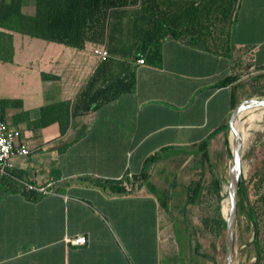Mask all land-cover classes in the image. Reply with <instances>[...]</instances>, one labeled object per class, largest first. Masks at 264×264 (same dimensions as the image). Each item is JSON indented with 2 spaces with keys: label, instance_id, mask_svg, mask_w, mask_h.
<instances>
[{
  "label": "crops",
  "instance_id": "0c3cea01",
  "mask_svg": "<svg viewBox=\"0 0 264 264\" xmlns=\"http://www.w3.org/2000/svg\"><path fill=\"white\" fill-rule=\"evenodd\" d=\"M45 42L25 54L14 34L12 62H0V98L22 103L5 123L29 150L0 173V264H176L163 247V203L143 190L145 166L163 150L210 147L234 104L264 86V0H239L228 55L166 37L157 61L133 64L131 92L73 118L64 134L35 126L40 108L75 99L99 60L90 43ZM76 236L86 244L66 242Z\"/></svg>",
  "mask_w": 264,
  "mask_h": 264
},
{
  "label": "trees",
  "instance_id": "16d2710c",
  "mask_svg": "<svg viewBox=\"0 0 264 264\" xmlns=\"http://www.w3.org/2000/svg\"><path fill=\"white\" fill-rule=\"evenodd\" d=\"M34 13L22 12V0H0V62L13 60L14 34L81 50L86 44L104 46L108 56L100 60L93 74L73 100H65L40 108L34 124L38 128L58 124L64 134L70 121L88 114L96 107L134 88L133 64L136 61L153 63L159 59V44L166 37H186L188 42L208 52L228 55L231 52L230 31L235 20L239 0H33ZM130 71L127 76L108 87L104 85ZM260 76L257 77L258 82ZM225 82L220 83L224 85ZM264 96V86L257 85ZM237 104H234V107ZM17 99L0 98V122L5 123L9 109H21ZM23 112L13 116L20 119ZM224 124L219 131L225 134ZM218 132L215 133V135ZM210 141L199 145V152L207 161ZM225 144L226 140L224 141ZM227 154H229V149ZM148 175V174H147ZM143 174V179L148 176ZM256 200L264 205L263 167L249 179ZM119 193L121 182L111 183ZM223 180L212 175L203 186L192 185L188 190V204L208 207L214 203V215L202 219V224L216 235L225 232L220 212ZM226 199V197H225ZM256 200L248 201L247 185L240 183L236 222L244 216L254 229L252 240L255 261L264 264V212L256 209ZM206 264L213 257L203 253Z\"/></svg>",
  "mask_w": 264,
  "mask_h": 264
},
{
  "label": "rangeland",
  "instance_id": "374dc122",
  "mask_svg": "<svg viewBox=\"0 0 264 264\" xmlns=\"http://www.w3.org/2000/svg\"><path fill=\"white\" fill-rule=\"evenodd\" d=\"M22 12L32 15L34 1L22 0ZM15 42L17 49H23L25 54L41 52L40 45L46 43L20 34H15ZM259 92L258 87L252 85L246 93ZM255 115L250 118L244 115L241 118V121H245L242 125L244 138L242 180L247 185L248 201L251 203L256 200V196L252 192L249 179L255 171L263 167L264 162V114L261 122L254 121L249 124L252 118H256ZM227 138L228 134L225 132L207 148V161L203 159L198 148L174 147L163 150L154 165L147 162L145 166V172L150 173L143 179V190L163 203L162 212L165 216L162 221L166 227L162 233V238H165L163 247L170 245L173 248L172 261L176 264H187L193 259L205 260L200 257L203 253L213 257L209 264H224V234L218 236L202 224L203 218L214 215V203H210L209 207L206 204L193 206L188 204L187 198L190 183L193 186L197 183L206 186L212 175L223 180L222 195L227 197L225 189L231 159L230 152L227 154L226 150L229 149ZM255 205L259 213L264 212V205L259 199ZM224 208L227 210V203ZM253 237V227L247 224L244 216H241L235 227L233 264L254 263Z\"/></svg>",
  "mask_w": 264,
  "mask_h": 264
},
{
  "label": "water",
  "instance_id": "95a60500",
  "mask_svg": "<svg viewBox=\"0 0 264 264\" xmlns=\"http://www.w3.org/2000/svg\"><path fill=\"white\" fill-rule=\"evenodd\" d=\"M130 71H126L116 78L108 81L105 88L117 82L124 76H127ZM250 109H264V96L251 97L239 102L229 115L225 132L228 134V145L230 152V163L228 167V177L226 185L227 195V210L225 215L221 216L225 224L224 232V264H233L234 256V240L236 227V211L238 201V189L242 178V157L244 150V138L241 132L237 129L236 124L240 121L241 115ZM232 133V138H229V133Z\"/></svg>",
  "mask_w": 264,
  "mask_h": 264
},
{
  "label": "built area",
  "instance_id": "2783aa9c",
  "mask_svg": "<svg viewBox=\"0 0 264 264\" xmlns=\"http://www.w3.org/2000/svg\"><path fill=\"white\" fill-rule=\"evenodd\" d=\"M93 54L98 60H104L107 56V50L104 46H97L93 49ZM138 63L142 64L143 60ZM20 136L17 129L11 128L4 122H0V173L6 174V168L10 160L16 157H25L29 154V150L24 145H17L16 140ZM41 193H46L45 189L39 190ZM66 242L73 246H82L87 242L85 236H76L66 239Z\"/></svg>",
  "mask_w": 264,
  "mask_h": 264
},
{
  "label": "bare ground",
  "instance_id": "6f19581e",
  "mask_svg": "<svg viewBox=\"0 0 264 264\" xmlns=\"http://www.w3.org/2000/svg\"><path fill=\"white\" fill-rule=\"evenodd\" d=\"M255 114H256V115H255ZM263 114H264V109H250V110L246 111L245 113H243V114L241 115V118H242L244 115L248 116V118H250L251 116L255 115L256 118H255V119L252 118V119L249 121V124H251V123H253L254 121H256V122H261L262 117H263ZM244 122H245V121H241V119H240V121L236 124V127H237V129L241 132V134H242V125H243ZM229 138H230V139L232 138V133H231V132L229 133ZM225 190H226V189H225ZM221 201H222V202H221V211H222V214L225 215V211H224L223 207H224V205H225L226 203H228L227 197H226V199H224V197H223Z\"/></svg>",
  "mask_w": 264,
  "mask_h": 264
},
{
  "label": "flooded vegetation",
  "instance_id": "af4514ba",
  "mask_svg": "<svg viewBox=\"0 0 264 264\" xmlns=\"http://www.w3.org/2000/svg\"><path fill=\"white\" fill-rule=\"evenodd\" d=\"M240 183H244V181L242 180V178H241V180H240ZM245 184V183H244ZM239 186H240V184H239ZM237 203H238V201H237Z\"/></svg>",
  "mask_w": 264,
  "mask_h": 264
}]
</instances>
